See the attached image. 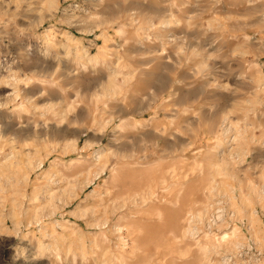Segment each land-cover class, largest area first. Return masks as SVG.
Wrapping results in <instances>:
<instances>
[{
  "label": "rangeland",
  "instance_id": "1",
  "mask_svg": "<svg viewBox=\"0 0 264 264\" xmlns=\"http://www.w3.org/2000/svg\"><path fill=\"white\" fill-rule=\"evenodd\" d=\"M0 264H264V0H0Z\"/></svg>",
  "mask_w": 264,
  "mask_h": 264
},
{
  "label": "bare ground",
  "instance_id": "2",
  "mask_svg": "<svg viewBox=\"0 0 264 264\" xmlns=\"http://www.w3.org/2000/svg\"><path fill=\"white\" fill-rule=\"evenodd\" d=\"M9 94H11V93H9ZM218 216H219V215H218ZM218 216H217V217H218ZM213 217H214V216H213ZM217 220H218V218H217Z\"/></svg>",
  "mask_w": 264,
  "mask_h": 264
}]
</instances>
